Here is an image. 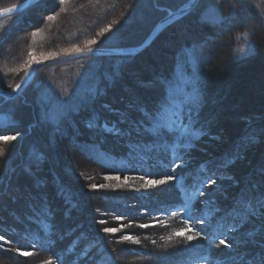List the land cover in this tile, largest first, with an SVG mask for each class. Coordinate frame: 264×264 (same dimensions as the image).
<instances>
[{
	"label": "trees",
	"instance_id": "1",
	"mask_svg": "<svg viewBox=\"0 0 264 264\" xmlns=\"http://www.w3.org/2000/svg\"><path fill=\"white\" fill-rule=\"evenodd\" d=\"M21 1L14 0L13 4ZM49 1L38 0L11 16V19L17 21L19 30L22 26H30L37 19L38 11H48L51 6ZM134 1L137 4L131 2L133 5L129 7L132 8L124 12L123 17H120V13L126 6L124 0H120L121 4L112 13V20H117L111 24L113 27L118 22H123L120 23L123 27L126 26L124 23L128 24L117 44L115 42L110 46L139 45L168 10L185 3V0H157L159 3L154 0L155 5L161 2L167 5L153 13L157 7L139 6L138 0ZM202 1L199 0L187 14L167 25L139 53L93 56L102 60L122 58L120 70L114 72L113 80H103L101 90L95 96L88 97L58 125H47L38 118L32 129L30 127L28 130L32 121L31 111L15 102L20 96H0V132L12 131L23 135L11 142L10 150L0 166V223L12 231L6 233L5 237L10 238L17 248L30 251L43 261H51V264H129V257L132 256L127 254V246L114 234L103 232L105 226L99 222L101 216L93 211L94 207L100 208L102 205L101 209H109L108 212L122 216L124 222L132 221L129 227L152 222L146 218L149 215L168 223L165 227L136 226L137 245L140 248L135 250L141 256L137 264H145L143 257L150 261L152 256L159 257L153 264H188L191 261L247 264L252 257L264 252V244L244 247L240 254L232 252L221 245L220 240L227 245L234 242L218 237L207 224L199 223L193 213L201 198L214 199L221 214L233 213L242 222L260 212L263 214L261 227L264 231V209L259 204L264 198V89H259L258 94L255 90L259 78L264 77L262 26L255 12L241 7L236 0H219L221 19L218 22L206 21L202 19ZM1 4L0 1V9L12 5ZM133 9L148 13L142 18L143 26L134 24L136 20L132 22ZM8 25L11 26V23ZM244 31L251 33L256 49L251 55L232 59L235 36ZM205 38H210L209 43L203 42ZM158 43L160 46L157 48L170 58L157 53ZM89 47L93 46L82 49ZM191 47L202 50L200 60L203 64L200 69L202 80L197 118L189 127L204 134L193 138L191 149L174 148L175 134L166 132L163 137L167 144L159 136L144 132L139 136L135 131L131 136L127 135V131L133 127L129 122L121 123L117 114L108 113L103 105H108L109 99L116 101L117 94L125 99L130 98L131 106L128 107L123 105L124 99L117 102L122 104V115L131 119L134 126V122L143 119L140 107L153 110L163 100L165 91L159 86L161 80L174 81L179 68L191 70L187 55ZM181 50L186 54L187 62H180L178 66ZM209 51L213 53L210 63L207 62ZM151 63L156 64L149 74V81H152L155 90L140 89L141 93H138L131 89L127 79L122 78L124 72L137 64L143 68ZM28 66L17 74L9 87L3 83H0V87L14 88ZM121 86L124 90L120 89ZM114 101L110 102L112 106ZM188 123L185 120V124ZM89 124L92 127H88ZM105 124L120 129L121 134L106 132ZM219 127L227 130L221 141H210L209 136L217 133ZM224 128L221 129L224 131ZM248 133H254L255 140L242 144V137ZM207 141L212 145L207 146ZM183 153L192 162L172 168V161L179 159ZM68 154L82 159H78L75 169L68 166ZM222 163L227 166L220 167ZM202 166H206L211 173L221 171L222 174L233 175L238 185L226 191L213 184L208 185L201 180L206 173ZM101 172L130 178L127 182L107 181L110 187L96 193L103 202L100 201V205L89 198L87 187L96 184L95 177ZM168 175L176 179L154 190L144 189L135 182L138 177L159 180ZM201 182L204 183V196L198 195ZM24 188L30 193L27 200L13 194L14 190L23 191ZM209 191L212 192L211 196ZM125 192L131 195H120ZM139 208L140 213L136 211ZM185 220L194 229L186 235L196 236V233H200L192 241L175 235L188 227ZM241 231H245L244 236L252 229L242 225L232 235ZM15 258L17 255L14 251H0V259L10 262Z\"/></svg>",
	"mask_w": 264,
	"mask_h": 264
},
{
	"label": "rangeland",
	"instance_id": "2",
	"mask_svg": "<svg viewBox=\"0 0 264 264\" xmlns=\"http://www.w3.org/2000/svg\"><path fill=\"white\" fill-rule=\"evenodd\" d=\"M0 1L3 3L1 5H16L13 4L14 0ZM236 1L240 4L241 7L251 9L255 12L257 18L260 20L262 32L264 34V0ZM49 2L51 3V6H49L48 11L44 13L38 11V17L35 21L31 22L32 25L22 26L20 30L17 27V21L14 22L11 19V16L16 13L0 19V83L7 84V86L9 87V85L13 83L17 74L21 70H23L28 65L29 60H33V58L34 62L35 60H43L45 59V57L51 58V53L63 54L65 53V50L70 51L73 46L79 48H83L85 46L115 47L110 45L115 44V42L117 44L120 36L125 32V28H127L128 23H124V25L126 24V26L124 27L122 26V24L120 25V23L123 22H118V25H116V27H113V25H111L117 21L112 20L111 15L115 11L116 7L121 4L120 0H51ZM131 2L135 3L134 0H124V4L126 6H123V12L120 13V17H123L124 12L132 8L129 7L131 4L133 5V3ZM153 2L154 0H138V5H152L153 8L157 7L153 13H156L158 9L162 10L163 8H166L167 4L164 2H161L160 5H155V3ZM202 5V19L209 22H213V18H216L217 21L221 19L220 10L219 7H217V0H203ZM233 9L234 7H232V10ZM142 12L143 11H141V9L140 11L133 9L132 14L130 13L131 18H134L132 22L136 20L137 22L133 23L138 24L137 26H143L144 22L142 18L145 15H148V13L146 14L145 12ZM49 16L53 18L48 19ZM10 23L11 26L8 25ZM105 29H107V31H104ZM130 30L134 29L131 28ZM88 41H95V43L89 45L87 43ZM162 42L163 41L161 40V43ZM159 46L160 43L157 44L156 48ZM159 49L160 48H157V53L159 55L165 56V58H170L169 55L162 54ZM255 49L256 46L251 37V33L248 31L241 32L235 36L232 49V59H241L243 57L251 55L254 53ZM202 54V50L195 47H191L188 50L187 55L190 67L191 62L197 59L200 60ZM121 63L122 58L120 57H114L110 60H102L93 56H89L74 61L56 63L40 68V71H37L38 74L36 72L37 75L35 74L29 85H27L21 91V93L18 94V96L20 97L15 101L23 106L24 109H30L29 111H31L30 113L32 121L30 126L27 127L28 130H30V127L32 129V126L35 124L38 118L40 119V121L47 123V125H58L60 121H62V119L69 115V113L75 111L79 107V105L87 100L88 97L95 96L103 87L105 79L108 81L113 80V76L115 74L114 72L117 73L120 70L119 67ZM139 67L140 66H138L137 64V66H133L132 68L125 71V76H122V78H124L123 80L127 79V83L130 84V88L135 89L136 91H138V93H141L139 91L140 89H154V84L152 83V81H149V79L151 78L149 74L153 71V69L156 68V64L151 63L147 64V66L145 65L143 68ZM175 73L176 74L174 77V81L180 88H184V85L179 78L182 73L191 75V70L188 71L185 68H179ZM261 88L264 89V77L259 78V80L257 81V88L255 89L257 90L256 94H258V90ZM120 89L124 90L122 86ZM186 90L191 91L190 88H187ZM115 96L117 97V99H115L116 101L113 100L115 102L114 106L110 104V102H113L110 99L107 100L109 101L108 105L103 106L106 108L108 113L117 114V117L120 121L124 120L126 122H129V125L133 127V122L131 121V119L127 118V116L125 115H122L124 112L121 108L122 104L117 102L118 100L123 101L124 99L123 105H127L128 107L129 105L131 106V103H129L130 98L125 99L124 96H121L119 94ZM55 113H63V115L59 119L53 120L51 119V117ZM233 123L234 122L230 123V125H232ZM107 127L109 129L114 128L108 124ZM221 128L219 127L217 129V133L215 132V134L209 136L210 141H221L222 135L227 131L225 130L226 126L224 128V131ZM2 136H15L16 138H20L23 135H19V133L16 134L12 131H1L0 137ZM13 141L14 140H9L5 142L3 140H0V149H2V152H0V166L5 160L8 150H10L9 145H11V142ZM206 144L207 146L212 145V143L208 141ZM76 158H74V156L70 154H68L66 158L69 163L68 166L71 169L73 167V169H75V165L79 163L78 159L82 161V159H80L79 157ZM190 162H192L191 158L186 157L185 153H183L180 154L179 159L175 158L172 161V168H175V165L177 164L186 166ZM201 169L206 172L205 175H203L204 179L201 180L206 183L208 179L214 180V187H221L224 191H226L238 185V181H236V178L233 175L226 174L225 172L224 174H222L223 172L221 171H213L211 173V170L207 169L206 166H202ZM106 176L118 175L106 174L101 172L95 177L96 184L100 185L106 184L107 181L109 182L110 180L105 179ZM118 177L120 179L114 180L115 182H125L124 177ZM148 180L158 179H147L140 177L135 178V182L143 186L144 189L154 190L155 188L161 186L159 185L155 187L145 188L144 185ZM87 188L89 190V198L91 200H93L95 203H99L100 201L102 202L99 195L96 193L101 192L104 188H98L96 190L91 189L90 186ZM24 189L23 191L16 189L14 190L13 194H15L16 197H21L23 200H27L30 196V193L26 188ZM125 194L131 195L129 194V192H125L124 194L120 195ZM202 200H209L210 203L202 204ZM217 203L218 202L214 199L201 198L199 200L197 210H193V213L195 214L196 219L199 223L201 220H203V224H207L209 228L213 230V232L217 233L218 237H221L222 239L227 238L233 241V244H225V246L228 249L230 248L232 252H239L240 254L242 253V249L244 247L252 244L263 246L264 231L261 227L263 214H261L260 212L256 213L249 219L242 222L241 219L233 213L221 214L220 208L218 207ZM102 207L103 206L101 205L100 208H98L97 206L93 208V211H95L97 215L101 216L99 219L100 224H103L105 228H119L120 231L112 234L117 236V239L120 241L121 237L124 235H132L137 239L135 230L142 224L131 225V227H129L128 225L132 221L124 222L123 219L117 220V216L113 211L108 212L107 210L109 209L103 210L101 209ZM136 211L139 213L142 212L140 208ZM146 218H148V220H152V222L147 223V225L152 227H165V225H168V223L164 221V219H154L151 217V215L147 216ZM0 219H2L1 215ZM101 221H104V223H101ZM242 225H248V228L252 229V231H247L244 236L242 235L245 231H241L239 234L232 235V232H235L239 227L241 228ZM11 232L12 231L9 228L0 223V235L6 236V233ZM249 233H251L252 235H249ZM238 235L240 237H237ZM5 239L6 241H9V243L0 241V245H2L0 246V251H14L17 255V258L13 259V261L10 262L0 259V264H44L46 262L34 253L29 256L22 255L23 252L30 251L17 248L11 242L10 238L5 237ZM122 242L127 246V254H130L132 256L129 257L131 259H129L128 263L137 264L141 256H138L140 254H137L138 251H136L135 249H139L140 246H138L137 243L133 241L122 240ZM17 249H19V251H16ZM134 255H137V257H134ZM146 258L143 257V260H145L147 264H153V261L155 259H159L158 256H152L151 258L149 257L150 261H147ZM188 264H203V262L200 263L199 261H197L194 263V261H191Z\"/></svg>",
	"mask_w": 264,
	"mask_h": 264
},
{
	"label": "snow or ice",
	"instance_id": "3",
	"mask_svg": "<svg viewBox=\"0 0 264 264\" xmlns=\"http://www.w3.org/2000/svg\"><path fill=\"white\" fill-rule=\"evenodd\" d=\"M186 4L188 6H193L196 2V0H185ZM16 5H13L12 7L4 8L2 11H0V15L3 14H9L16 10ZM217 7H219V0H217ZM181 11H184V9H181ZM53 17L49 16L48 19H52ZM213 22H218L216 18H213ZM104 31H107L105 29ZM210 38H205L204 43H209ZM89 45L94 44L95 41H88ZM86 49H82L76 46H73V48L69 50H65V54H77L82 53ZM88 51H91V49H87ZM239 51V50H238ZM59 53H51V57L59 56ZM180 57V61L178 62V66L180 62H187V56L184 53L183 50L178 54ZM213 53L211 51L208 52V58L207 62H211ZM45 59H48V57H45ZM34 62L33 60H29L28 65L30 66ZM36 63H40V61L35 60ZM203 64V61L197 59L193 62H191V75L181 74L180 80L182 81L184 88H180L175 81L171 79H163L159 82V86L162 87L165 91V96L163 100L159 103V105L153 109L149 110L145 107H140L139 111L141 112L143 119L134 122V126L132 130L127 131V135L131 136L132 131H135L136 134L139 136L141 132H144L146 134H150L153 136H159L161 140H164L163 133L168 134H175V145L174 148H186L191 149L193 146L192 141L193 138L200 137L204 133L202 131H193L191 127H189V124H191L194 120L197 118V112H198V101L200 97V85L202 80L201 75V66ZM20 85H16V89H19ZM190 88L191 91H187L186 89ZM14 89L13 91H15ZM63 113H55L52 115L51 119L57 120L59 119ZM185 120H187L189 123L185 124ZM125 122L124 120L121 121V123ZM88 127H92L91 124L88 125ZM106 132H114V134H121V130L117 128L109 129L107 125H104ZM15 136H2L0 137V140H3L5 142L9 140H15ZM255 140V134L254 133H248L244 137H242V144L244 142H252ZM164 143L167 144V141L164 140ZM129 148L132 147L131 144L128 145ZM240 146H238L239 149ZM0 152H2V149H0ZM176 167H181L180 164L175 165ZM226 163H222L220 167H226ZM106 180H119L120 178L118 176H106ZM176 179L173 175H168L164 179L159 180H148L146 184L144 185L145 188L147 187H155L159 186L161 184H165L170 180ZM125 182H127L128 177H124ZM215 181L212 179L207 180L208 185L214 184ZM118 186V185H116ZM110 187L107 184H91L90 188L93 190L96 189H103ZM204 183L201 182V188L198 189V195L204 196ZM209 196L212 195V192L209 191ZM202 204H208L210 203L209 200H202ZM260 207L264 208V198H262L259 201ZM117 220H122V216H117ZM191 219V218H190ZM101 223H104V221H101ZM184 223L188 225L186 229H182L180 231H177L175 233L176 236L185 237L188 241H192L196 238V236H199L200 233H196V236L187 234L189 231H194V229L191 228L189 225V221L185 220ZM200 223H203V220L200 221ZM123 227V225H122ZM140 227L147 228L149 225L143 224L140 225ZM120 231L119 228H103L104 233H116ZM249 235H252L249 233ZM121 240L123 241H133L135 243H139V240L133 237L132 235H124L121 237ZM0 241H3L5 243H9V241H6L4 235H0ZM221 245H225L226 242L224 240H220ZM2 246V245H0ZM230 247V246H229ZM16 251H19L17 249ZM22 255L29 256L32 255L30 252H23ZM45 264H51V261H46ZM247 264H264V252L259 254L258 256H254L247 262Z\"/></svg>",
	"mask_w": 264,
	"mask_h": 264
},
{
	"label": "water",
	"instance_id": "4",
	"mask_svg": "<svg viewBox=\"0 0 264 264\" xmlns=\"http://www.w3.org/2000/svg\"><path fill=\"white\" fill-rule=\"evenodd\" d=\"M38 0H24L18 4H16V10L12 13L9 14H3L0 15V19L10 16L14 13H17L23 9H26L27 7L31 6L33 3H35ZM199 0H196L195 4L193 6H188L186 2L182 4L181 6L177 7L174 10H168L167 14L162 17L160 20H158L145 40L140 43L137 46H129V47H93L90 48L91 51L86 50L82 53H77V54H60L59 56L56 57H51L48 59H43L39 60L40 63H32L27 70L25 71L22 79L18 83L20 85L19 89H16V86L12 89H2L0 88V96H5V97H13L21 93V91L29 85V83L32 81L33 77L35 76L36 72L45 66H49L52 64L56 63H61V62H68V61H74L78 60L84 57H89V56H100V55H125V54H137L140 51L144 50L147 46L151 44V42L159 35V33L169 24L174 22L175 20L181 18L185 14H187L190 10H192L195 5L197 4ZM12 7V6H9ZM7 8V7H6ZM4 8L0 9L2 11ZM181 9H184V11H181ZM17 84V85H18ZM16 89L15 91H13Z\"/></svg>",
	"mask_w": 264,
	"mask_h": 264
}]
</instances>
